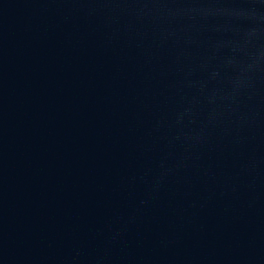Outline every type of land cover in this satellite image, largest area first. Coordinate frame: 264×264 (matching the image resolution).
Wrapping results in <instances>:
<instances>
[{"label": "water", "instance_id": "obj_1", "mask_svg": "<svg viewBox=\"0 0 264 264\" xmlns=\"http://www.w3.org/2000/svg\"><path fill=\"white\" fill-rule=\"evenodd\" d=\"M0 264H264V0H0Z\"/></svg>", "mask_w": 264, "mask_h": 264}]
</instances>
